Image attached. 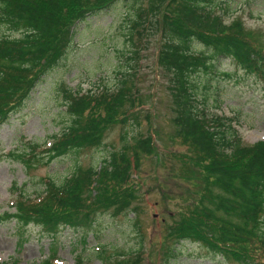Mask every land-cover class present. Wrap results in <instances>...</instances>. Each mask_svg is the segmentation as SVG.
I'll use <instances>...</instances> for the list:
<instances>
[{
	"label": "trees",
	"instance_id": "1",
	"mask_svg": "<svg viewBox=\"0 0 264 264\" xmlns=\"http://www.w3.org/2000/svg\"><path fill=\"white\" fill-rule=\"evenodd\" d=\"M115 4H124L133 16L125 35L131 49L122 54L124 63H119L113 89L72 98L74 123L88 113L97 114L101 107L113 117L125 105L134 106L132 97L139 90L130 87L133 66L138 64L132 65L133 55L139 59V52L146 48L145 42L140 44L145 34L148 45L158 42V66L169 78L176 137L194 154L185 157V174L194 175L197 181L199 173L204 184L199 190V207L186 210L169 225V235L178 242L193 240L228 260L235 256L241 264H264V142L245 144L235 124L238 121L218 110L212 112L207 91L195 82L198 74L215 73L217 63L225 58L246 72L264 74V49L255 33L240 20L229 25L225 21L235 11L233 0H0L1 24L22 33L20 38H0V129L23 109L43 76L59 65L73 43L75 25ZM196 45L206 50L197 51ZM124 67L128 71L123 72ZM110 117L95 115L88 128L69 125L56 135L49 160L98 143ZM148 142L142 140L139 149L148 152ZM39 148V143L29 142L11 156L30 165L28 154ZM135 158L139 161L140 154ZM132 169L122 155L100 172L91 169L88 176L75 172L58 186L51 180L35 201L22 193L16 212L0 214V223H33L48 236L62 227L89 229L103 210L116 209L120 215L138 199L133 184L129 185ZM52 259L40 264H53Z\"/></svg>",
	"mask_w": 264,
	"mask_h": 264
},
{
	"label": "rangeland",
	"instance_id": "2",
	"mask_svg": "<svg viewBox=\"0 0 264 264\" xmlns=\"http://www.w3.org/2000/svg\"><path fill=\"white\" fill-rule=\"evenodd\" d=\"M233 1L235 11L225 21L228 25L242 21L264 49V0ZM131 17L127 6L115 4L109 11L76 24L73 43L59 65L43 76L23 109L2 124L0 214L15 213L16 199L22 193L35 201L48 180L63 185L73 173L88 176L91 169L100 172L122 155L133 165L129 185L133 184L138 199L120 215L116 209L103 210L89 229L62 227L52 236L33 223H0V264H39L51 256H55L53 264H241L235 256L228 260L193 240L178 242L169 235V225L186 210L199 207V190L204 184L199 173L197 181L194 175L185 174V157L194 154L176 137L169 78L157 65L158 42L148 45L147 34L140 42H145L146 48L139 52V59L133 55L132 65L138 63L130 81L132 90H139L132 97L135 105H125L113 117L101 107L97 114L79 118L77 123L88 128L95 115L110 117L101 128L98 143L54 160L48 158L56 135L77 124L70 114L72 98L101 88L102 92L113 89L117 84L115 73L123 62L122 54L131 49L125 36ZM11 30L0 22V38L22 35ZM195 48L206 50L201 45ZM121 70L128 71L126 67ZM215 71L195 78L201 91H207L211 111L236 119L246 143L264 141V74L246 72L226 58L217 63ZM204 96L199 98L204 100ZM147 139L150 150L144 152L139 147ZM29 142L39 143L40 148L28 154L30 165H24L11 154ZM136 154H140L139 161Z\"/></svg>",
	"mask_w": 264,
	"mask_h": 264
}]
</instances>
